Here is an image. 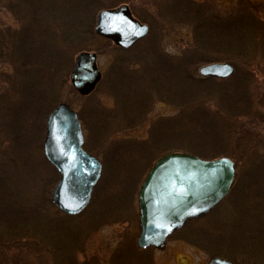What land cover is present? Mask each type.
<instances>
[{"label":"rangeland","instance_id":"rangeland-1","mask_svg":"<svg viewBox=\"0 0 264 264\" xmlns=\"http://www.w3.org/2000/svg\"><path fill=\"white\" fill-rule=\"evenodd\" d=\"M93 1L96 6L84 4L80 15L87 30L70 33L64 50L57 45L52 50L56 58L45 69L47 78L43 73L38 79L33 73L30 84L18 95L0 101V109L4 110V113L0 110L3 131L0 139L15 141L7 151L8 158H13V162L6 161L9 178L1 183L0 190V206L3 205L0 207V264H207L212 257H222L234 264H264V164L262 160L256 161L260 164L250 163L251 158L245 155V151L247 154L259 151L264 159V37L256 35L255 44V35L246 28L247 20L239 25L235 21L234 26L226 24L230 20L227 16L237 13L238 5L243 8L245 1L254 0H193L197 6L189 0ZM122 4L134 8L145 20L148 31L128 48H120L111 40L108 48L101 46V41L89 33L92 29L97 35L94 32L96 15L102 9ZM245 10L246 16L254 10V17L264 22V0ZM0 19L13 24L8 14H0ZM200 28L203 34L202 41L198 42L194 30L197 32ZM251 37L252 45L247 42ZM197 44L200 47L208 44V47L197 51L198 48L194 49ZM188 47L192 61L188 63L189 68H196L197 73L202 65L219 61H213L212 52L226 51L238 59L254 58L256 84H250V88L256 100L250 99V103L247 96L246 104L242 105L232 96L231 100H225L229 102L220 103L222 99L211 86L206 92L210 101H197L195 110L191 109V103L189 109L185 104L184 113L182 110L179 113L176 102L167 95L151 98L149 84L134 87L129 83L127 74L131 76L135 67L146 65L148 72L163 69L158 68L163 63L155 59L151 49L169 53L168 56ZM82 51L97 52L101 72L99 81L87 95L77 93L69 79L74 57ZM39 58L31 64L44 63L43 56ZM237 63L241 68V61ZM125 67H131L132 71H126ZM168 77L169 74L164 77L167 83ZM141 91L150 100L138 97ZM138 100L144 103L137 104ZM61 102L77 112L83 148L102 165L88 205L75 215L63 213L51 202L60 174L43 154L46 118ZM249 110L258 119L248 117L252 120L245 123L256 136L252 135L248 141L242 139L239 144L233 140L235 127L229 114L247 115ZM193 111L201 125L194 120L200 128L189 131L192 125L188 115ZM167 121L171 122L167 124ZM164 125L166 128H162ZM151 133H155L154 140ZM181 136H185L184 140H178L181 148L205 153L215 151L216 158L232 159L229 154L236 153L242 145L244 149L236 155L238 164L232 159L233 184L217 207L188 221L167 237L162 248H139L136 243L139 186L157 157L183 152L162 149L172 143L173 137ZM185 139L190 141L188 146L183 145ZM138 144H142L141 149ZM2 147L0 143V151H6ZM147 151H152V158H144ZM203 157L215 159L205 154ZM11 204L16 206L15 210ZM32 206L39 219L30 216ZM47 224L57 229H50Z\"/></svg>","mask_w":264,"mask_h":264},{"label":"water","instance_id":"water-1","mask_svg":"<svg viewBox=\"0 0 264 264\" xmlns=\"http://www.w3.org/2000/svg\"><path fill=\"white\" fill-rule=\"evenodd\" d=\"M148 27L135 19L122 4L102 9L96 15L94 32L120 48H128L144 37ZM96 53L82 51L74 57L69 79L74 90L87 95L99 81ZM203 77L226 78L233 73L228 62L202 65ZM78 114L66 103H58L45 122L43 154L60 174L51 202L67 215L81 212L90 200L102 165L83 148ZM235 175L234 162L225 156L203 159L186 152H169L158 157L140 184L138 202L140 248H162L166 239L191 219L215 208L229 193ZM207 264H234L212 257Z\"/></svg>","mask_w":264,"mask_h":264},{"label":"trees","instance_id":"trees-1","mask_svg":"<svg viewBox=\"0 0 264 264\" xmlns=\"http://www.w3.org/2000/svg\"><path fill=\"white\" fill-rule=\"evenodd\" d=\"M189 2L193 6L196 5L195 3H193V0H189ZM257 2L258 0L257 1L254 0L253 2L245 1L247 5L246 4L241 5L243 8L238 7L239 5L236 7L237 13L235 14V16L234 13H232L229 14V16H227V19L230 20L225 19L228 21L226 22V24H230L233 26L236 25L234 24L235 21H239L238 22L239 25L242 24L245 20H247L248 25L246 26V28H248V32H251V35L253 37L255 35L254 37L256 38L255 44L258 38V36L256 37V35H262V37H264V22H260L258 21V18L254 17L255 9L252 10V14L249 13L247 16L245 15L246 12L245 9L255 7ZM89 3H92L93 7L96 6V3L93 0H0V14L10 15L13 23L10 24L7 23L5 19H0V101H2V99H8L18 95L21 90H23L24 88H26L28 84H30L29 83L30 76L33 73L34 75L38 76V79L39 77L43 76V73L45 74V79L47 78L46 75L47 70L45 71V69L52 66L49 64L51 63V61H53V58H56V53L52 51L55 50L54 48L56 47V45L58 48L60 49L62 48L64 50L65 46L68 47V42L70 40L69 39L70 33L74 34L78 32H85V30H87L88 28L87 24L84 26L83 17L80 15L83 12L82 7H84V4L88 5ZM118 3H114L113 5H117ZM110 6H112V4H110ZM129 7L132 13L137 18L143 21V19L137 13H135L134 8H132V6L130 5ZM92 21L90 28L92 26ZM224 24L225 23H222V26H225ZM201 31L202 28H200L199 31L197 32H195L194 30V34H195L194 37L197 39L198 42L199 39L200 41H202L203 33ZM89 33L93 35L96 39H99L101 41L100 42L101 46H104L106 48L109 47L110 41L108 39L95 35L92 29H90ZM253 37H251V40L250 39L247 40L248 44L252 45ZM203 41L209 43L206 40ZM206 45L208 44H205L200 47L197 44V46H195L194 49L196 50L198 48L197 51H200V49L201 51H203L204 49L205 51L206 48L208 47ZM189 49L190 47L186 48L185 50L184 49L180 50L176 53H170V55L168 56L167 54L169 53H167L166 51L165 52L167 54L163 52L156 53L153 51V49H151L152 50L151 54L156 55L154 56L156 57L155 59L163 63L159 65L158 68L160 67L163 69L162 70L159 69L157 72H153V69H151L148 72L146 65L143 66L140 64L141 65L140 67L134 68V70L136 68L137 69L133 73H131V76L129 73L127 74V77H129V83L131 82L130 84L131 85L133 84L132 86L134 87L136 85H138L139 87L141 86L143 87L144 84L145 85L149 84L150 85L149 93H151L150 95L151 98H157L156 95H158L159 97L162 95H167L171 99V101L176 102L178 106L176 109L179 111V113L181 112V110L184 113L185 104L188 105V109H189V103H191V109L195 110L194 109L195 106H197L199 103L197 101L201 99L204 102L210 101L209 99L210 96H208L207 95L208 93L206 92L208 91V88L211 86H213L214 89H216L217 96L220 99H222L220 103L229 102L225 100H231L232 96L233 98L235 97L236 101L240 102L242 105L246 104L247 96H248V100L250 99L256 100L255 99L256 96L253 97L254 94L250 88V84L253 85L256 84V80H255L256 76L252 68L254 63L253 62L254 58H251L249 60H247V58L238 59L235 58L231 53H228L226 51L212 52L211 54H213V57H215L213 61L228 60L234 62L236 64L235 66L236 70L233 73V75L225 79H218L215 77H202L197 73L196 68L194 67L189 68V64L192 62L190 61L189 58V53L191 52V50ZM238 52H240V50ZM41 55L43 56L41 61H43L44 63L31 64L33 60L40 59L39 57ZM249 55H250L249 57L252 56V54ZM238 60L241 61L240 63L241 68L238 67V63H237ZM124 69H127L126 71L129 70L132 71L131 67L129 68L125 67ZM181 72H185V73H181ZM168 74L169 77L167 83L164 80V77ZM146 75H147V80H145ZM120 80L123 82L122 79ZM144 93L146 92L141 91L140 92L141 95L139 94L140 96L138 97H143L144 101L146 97L150 100V96L149 95L146 96V94ZM179 96H181L180 99H178ZM138 101L137 104L138 103L140 104V102L141 104L144 103L143 100L139 102ZM251 102L252 100H250V103ZM138 107L141 109L142 105H139ZM0 110L4 113V110L2 109ZM194 113L195 111L190 112L188 115V121L192 125V128L189 131H194L195 128H200L199 125H201L200 122L196 118H194ZM240 114L241 113L229 114L231 117L230 119L232 120L231 122H234L233 128L235 127L236 130L233 131L234 133L233 140H236L238 143L242 139H246L248 141L252 135L256 136L255 132H253V130H251L250 127L247 126V123H245L247 122V120H252V118L256 119L257 117L255 116V114H253V112L251 114V111L247 115H240ZM204 115H205V109H204ZM248 117H252V118L249 119ZM194 120L198 121L199 125L196 124ZM168 122L171 121H167L166 123L168 124ZM166 126L167 125H164V127L162 128H166ZM1 132L3 131L0 126V133ZM151 134H152L151 139H153L155 133H151ZM151 134L148 135V140H150L149 137ZM184 137L185 136H181L180 138L173 137V141H170L172 143L168 147L162 149L168 148V151L188 152L199 157H203V155L205 154L207 156H210L211 158H216L215 151H211L210 153H205L204 151H191L188 148H183V147L181 148L180 144H178V140H184L183 139ZM0 138L2 137L0 136ZM185 141L186 142H184L183 145L188 146L190 141H187L186 139ZM14 142H15L14 140H11L9 138L5 140L0 139L1 147L3 146L2 144H4V147H2V149L6 150V151H0V190L2 189L1 183H3L6 180V178H9L8 172L6 171L5 167L7 166L6 164L7 162H13V158L12 157L8 158L7 151L11 150L13 146L12 144ZM17 145H18V141L16 142V146ZM138 145L139 148L141 149L142 144H138ZM243 149L244 147L242 145L239 147L238 150L236 146H233V150L240 151ZM237 151L236 153L233 152L232 155L229 154V157L231 156V158L235 160L236 165L238 164L237 162L238 157L236 156L238 155ZM248 153L249 154H247L245 151L246 157L251 158L250 163L255 162L260 164L259 162L256 161L262 160L264 164V159L260 155L259 151H248ZM4 154L6 156H4ZM151 154L152 151H147L146 153L147 156H145L144 158L145 159L152 158L153 156H151ZM2 206L3 205H1L0 207ZM15 207L16 206L13 207L14 210ZM35 209L36 208L34 206L30 207L29 209L30 216L31 215L36 216L34 218L39 219L40 217L37 216ZM47 225L50 229L55 228L52 225L49 224Z\"/></svg>","mask_w":264,"mask_h":264},{"label":"flooded vegetation","instance_id":"flooded-vegetation-1","mask_svg":"<svg viewBox=\"0 0 264 264\" xmlns=\"http://www.w3.org/2000/svg\"><path fill=\"white\" fill-rule=\"evenodd\" d=\"M132 12V11H131ZM136 17V16H135ZM231 62V61H230ZM232 63V65H233V73L235 72V70H236V64L234 63V62H231ZM233 73L231 74V75H233Z\"/></svg>","mask_w":264,"mask_h":264}]
</instances>
